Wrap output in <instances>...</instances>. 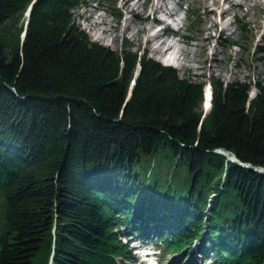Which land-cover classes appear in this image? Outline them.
<instances>
[{
  "label": "trees",
  "instance_id": "trees-1",
  "mask_svg": "<svg viewBox=\"0 0 264 264\" xmlns=\"http://www.w3.org/2000/svg\"><path fill=\"white\" fill-rule=\"evenodd\" d=\"M87 2L0 0V264H125L167 223L164 253L264 264V172L217 150L264 165V83L214 78L205 112L203 81L93 40Z\"/></svg>",
  "mask_w": 264,
  "mask_h": 264
},
{
  "label": "rangeland",
  "instance_id": "rangeland-1",
  "mask_svg": "<svg viewBox=\"0 0 264 264\" xmlns=\"http://www.w3.org/2000/svg\"><path fill=\"white\" fill-rule=\"evenodd\" d=\"M178 1L167 0V5L169 7L176 6ZM182 1L180 7L177 6L175 15L168 17L162 13L160 14L164 19L166 18L165 23H169L177 35L186 36V39H181L179 35L169 37V39H177L178 44L176 46L181 47L183 50L181 54L177 50L173 53L159 54L151 48H146L144 41L146 34L143 28L146 22L143 16L153 0H132V4L135 5L131 4V6L136 8L135 11H140V14L143 12V15H134L127 6L123 5L122 0H88L86 4L75 7L74 16L93 40L117 50L123 49L127 44L128 48L138 50L140 54H146L163 63L170 62V57L174 59L178 55L180 56L177 59L178 62L174 59L175 62L172 61V63H174L173 65L177 68L180 76H188L194 80L203 81L206 85L214 78H221L224 82L236 79L246 81L250 84V96L253 97L258 91L255 82L261 81L264 83V52L259 50V46L264 43V0H235L239 5H235L234 10H231L224 18L220 17L221 9L217 8L218 4L214 3L213 0H207L210 3V8L217 9L216 13L213 14L206 12L202 0ZM222 2L223 6L229 7L230 2H228L229 4L224 0ZM100 14L103 19L95 21ZM27 16L28 10L21 17L18 24L27 21ZM211 16L218 20L220 18L221 25L211 27L213 38L208 46L203 49V36L208 32L206 28L211 24ZM125 22L129 23V28H123ZM242 22L248 24V31L245 33H242L240 29ZM8 26H13L12 21ZM224 26L227 27V30L222 34L220 30ZM99 30L102 31V39L96 38V33ZM23 33L24 31H22V36ZM138 71L139 69L136 74ZM133 82L134 79L131 84ZM131 93L132 88H130L129 96H131ZM202 108L205 112L208 111L204 104H202ZM146 159L147 156L143 155V161ZM168 167V164H164L163 168L166 170ZM167 213L171 214L170 216L173 215L171 212ZM169 226L168 223L156 227L151 224L147 227L149 232L143 231L141 233L144 237L140 233H134L125 235L123 238L126 240L128 237H131V239L133 237V241L131 244L129 243L130 247L132 243L138 242V239L140 241L145 240L147 245L155 248L156 252L151 255V258L158 260L159 264H171L173 262H176L175 264H187L189 259L192 261L191 264H212L215 261V257L211 253H207L205 260H203L202 253L198 252V246L194 245L195 243H192V250L164 253L165 245L159 237H165L171 232L174 227ZM193 250L198 252L195 256L192 254ZM130 262L129 260L126 263L130 264Z\"/></svg>",
  "mask_w": 264,
  "mask_h": 264
},
{
  "label": "bare ground",
  "instance_id": "bare-ground-1",
  "mask_svg": "<svg viewBox=\"0 0 264 264\" xmlns=\"http://www.w3.org/2000/svg\"><path fill=\"white\" fill-rule=\"evenodd\" d=\"M234 1L235 0H224V2H227V3L230 2L229 7H225V5L223 6L222 0H219V2H218V0H213L214 3H217L218 4V7L217 8H220L221 9V12H220L221 15H220V17L224 18L226 15H228L231 12V10H234L233 7L235 5H239L238 2H236V1L234 2ZM182 2H183L182 0H179L177 2V5L176 6H173V7H169L167 5V0H158V1L153 0V2L149 4L150 7L147 8V11H145L146 13H144V16H143L144 17L143 19L146 22V24L144 25L143 28H144V32L146 34L145 35V38H144V41H145V45H146V48L147 49L148 48H151L152 50H154L155 52H158L159 54L160 53L161 54H167L168 52L169 53H173L176 50L179 52V54H181L183 52V50H182L181 47L178 48L176 46V44H178V42H176L177 39L176 40H173L171 38H170L171 40L169 39V37H171L172 35H177V33L172 30V28H171V26L169 24L165 23L166 20L164 19V17L163 16L162 17L160 16L161 13L164 14V16H168V17L175 15V13L177 12L176 11L177 6L180 7V5H181ZM122 3H123L124 6H127V8L130 10V12H133L134 15L140 14V11H135L136 8L131 6L132 0H122ZM202 3H203L204 8L206 9V12H208L209 14L216 13V10L217 9L215 10V8H213V9L210 8V3L207 0H202ZM132 5H135V4H132ZM141 14L143 15V12ZM97 18H96L95 21H101V19H103V16L100 14V15L97 16ZM210 18H211L210 19V23L211 24L209 26H207V28H206L208 30V32H207V34H205L203 36V42H202L203 49H205L208 46L210 40L213 38V33L211 32V27L214 28L218 24L221 25L220 18H219V20L218 19H215V18H212V16ZM128 22H125L123 24L124 25L123 28H125V29L126 28H129L128 27L129 26V23ZM160 23H165L166 24L165 25V28H163L161 30L160 29L157 30V28H158L157 25L160 24ZM121 26H120V28H121ZM226 30H227V27L224 26V27H222V29L220 31L223 34V33H225ZM115 36H114V38H115ZM180 36H181V39L182 38L183 39H186V36L185 35H179V37ZM96 38H98V39H102L103 38L102 31L99 30L96 33ZM179 58H180V56L177 55V56H175L174 59H175V61L178 62L177 59H179ZM174 59H172V57H170L169 61L172 62V61H174ZM142 241H145V240H142ZM138 242H135V244H138ZM142 244L148 250H152L151 249L152 247H150L149 245H147L146 244V241L145 242H142ZM140 250H142V249H140ZM151 255L152 254H150L149 257L147 256V258L148 259H151ZM191 262L192 261H190V259H189L188 262H187V264H191ZM175 263L176 262H173L171 264H175ZM145 264H147V263H145Z\"/></svg>",
  "mask_w": 264,
  "mask_h": 264
},
{
  "label": "water",
  "instance_id": "water-1",
  "mask_svg": "<svg viewBox=\"0 0 264 264\" xmlns=\"http://www.w3.org/2000/svg\"><path fill=\"white\" fill-rule=\"evenodd\" d=\"M31 11V7L29 8V14ZM218 151L224 153L229 159L233 160V161H237L240 162L242 165L248 166L256 171H261L264 172V165L261 164H254L252 162H246V161H242L240 160L235 153L229 151V150H225V149H217Z\"/></svg>",
  "mask_w": 264,
  "mask_h": 264
}]
</instances>
